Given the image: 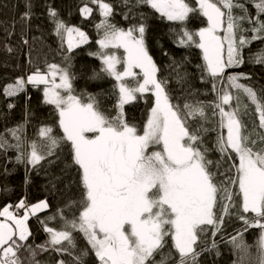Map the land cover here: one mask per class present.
Here are the masks:
<instances>
[{
    "label": "snow or ice",
    "instance_id": "6c2138e0",
    "mask_svg": "<svg viewBox=\"0 0 264 264\" xmlns=\"http://www.w3.org/2000/svg\"><path fill=\"white\" fill-rule=\"evenodd\" d=\"M121 3L127 27L114 22L115 7L106 0H87L79 8L88 18L93 14L89 4L95 5L101 17L95 24L98 49L89 52L100 69H93L89 79L113 81L108 93L115 97L112 110L104 107L101 94L78 92L74 86L72 53L90 39L53 7L48 15L62 62L45 60L43 68L34 65L29 75L3 88L5 96L15 97L28 85L43 86V103L53 107L56 120L55 127H39L33 139L25 135V124L5 129L0 154L11 163L8 153L14 151L15 163L26 173L29 166L39 171L66 159L65 167L78 176L79 196L47 218L59 217L60 227L45 225L49 238L35 247L28 220L48 209V201L22 199L3 206L0 264H41L38 253L49 250L68 257L57 264H202L206 252L220 255L217 236L239 253L233 264H264V89L258 94L241 83L249 79L246 74L229 73L246 63V48L247 61L264 66V0ZM26 8L23 21L31 19L30 0ZM142 8L176 25L170 32L180 47L200 50L197 68L213 99L200 100L199 90L189 89L182 102H174L179 98L172 96L169 78L161 75L149 50L148 14ZM194 16L206 18L207 26L190 30ZM257 41L261 46L253 51ZM186 61L172 58L178 82L187 81L181 71ZM148 95L146 119L132 122L125 106ZM250 105L258 116L251 127L245 119L253 115ZM65 208L74 209L71 218ZM233 219L241 227L228 238L226 221ZM251 229L257 231L249 244L245 234ZM77 233L86 242L82 247Z\"/></svg>",
    "mask_w": 264,
    "mask_h": 264
},
{
    "label": "trees",
    "instance_id": "16d2710c",
    "mask_svg": "<svg viewBox=\"0 0 264 264\" xmlns=\"http://www.w3.org/2000/svg\"><path fill=\"white\" fill-rule=\"evenodd\" d=\"M26 2L28 0H0V133L5 129L15 128L18 125L25 124V135L29 139L35 138L36 131L44 124H51L55 127L56 115L51 105L43 103V91L41 88L27 86L25 93H20L15 97H7L3 94V88L14 82L19 77H26L33 70L34 65L44 67L45 60L49 63H61V50L59 39L55 36L54 25L48 15L49 7L55 8L60 17L70 25L80 27L85 31L90 39L89 44L75 49L73 56V71L76 73L74 86L77 91H87L89 93L101 94L98 98L102 100L105 108L112 110L115 103V97L108 95L112 88V83L108 78L98 80L89 79L92 76L93 69L99 71L100 61L90 56L89 52L98 49L95 43L97 30L95 24L101 17L95 5L89 4L93 8L91 17L85 18L79 8L87 3V0H30L31 19L23 21L21 17L27 11ZM112 3L116 10L114 22L121 27H127L129 21L122 15L123 9L121 0H106ZM250 2V0H249ZM148 14L147 23L149 33L147 36L149 50L154 60L161 69V75L169 78V88L172 90V96L179 98L174 102H182L187 94V90H199L196 98L200 100H211L214 93L211 86L200 79V71L197 65L202 63L200 50L180 47L174 40L171 27H176L168 21L162 20L157 15H152V10L147 8L140 9ZM254 11V8H253ZM207 23L204 17H190L188 27L196 31L201 27H206ZM27 40L25 44L23 41ZM261 46L260 42H254L251 49L255 51ZM11 48L12 51L8 49ZM122 53V51H121ZM167 53V55H165ZM249 49H245L246 63L238 68L229 69V73H244L249 79L242 80L248 86L255 89L258 94L264 89V66L256 65L247 61ZM177 61L187 57L182 72L187 73L186 82H178L172 58ZM31 60V64L29 61ZM145 99L148 101L145 103ZM145 99H140L133 104L126 105L125 110L128 118L137 124L146 119L148 107L151 104L150 95ZM245 102L247 100L245 98ZM14 107L9 108L8 105ZM253 115L247 117L246 122L251 127V121L258 123V116L254 114V106L250 105ZM215 133H209V139H213ZM14 151H9L8 157L12 162H7L4 155L0 154V209L7 204L15 205L20 200L25 199L28 204H35L41 200H47L49 208L33 217L28 221L29 228L32 232L30 242L33 247L44 244L48 240V233L44 231L45 225L59 228L61 221L59 217L56 220H48L49 216L56 214L57 209L64 208L69 199H75L79 196L77 186L78 176L74 169L66 168L67 160H58L51 166L33 170L30 166L25 170V166L15 163ZM7 167V173L4 171ZM29 179V183L25 180ZM72 211L65 208V214L71 218ZM225 236L230 238L235 234V229L241 227V222L233 219L231 222L226 221ZM255 229L249 230L245 238L251 244L256 235ZM77 236L79 246H84L86 242ZM220 246V255H216L215 250L206 252L201 257L202 264H233L238 260L239 253L231 245L226 244L216 237ZM27 255V254H25ZM41 264H57L58 259H68L67 256L61 257L59 253L49 250L48 252H39L37 257ZM91 259V258H90Z\"/></svg>",
    "mask_w": 264,
    "mask_h": 264
},
{
    "label": "rangeland",
    "instance_id": "374dc122",
    "mask_svg": "<svg viewBox=\"0 0 264 264\" xmlns=\"http://www.w3.org/2000/svg\"><path fill=\"white\" fill-rule=\"evenodd\" d=\"M82 46H84V45H82ZM82 46H81V47H82ZM121 51H122V50H121ZM250 109H251V108H250ZM245 119H247V117H246ZM46 210H47V209H46ZM46 210H44V211H46ZM44 211H42V212H44ZM42 212H39V213H37L36 215H38V214H40V213H42ZM34 216H35V215H34ZM31 217H33V216H30V218H31ZM30 218H29V219H30ZM28 221H29V220H28ZM28 226H29V225H28Z\"/></svg>",
    "mask_w": 264,
    "mask_h": 264
},
{
    "label": "water",
    "instance_id": "95a60500",
    "mask_svg": "<svg viewBox=\"0 0 264 264\" xmlns=\"http://www.w3.org/2000/svg\"><path fill=\"white\" fill-rule=\"evenodd\" d=\"M206 20V18H204Z\"/></svg>",
    "mask_w": 264,
    "mask_h": 264
}]
</instances>
